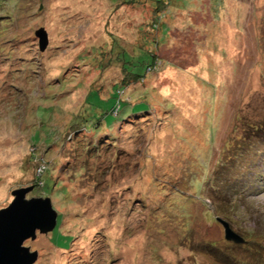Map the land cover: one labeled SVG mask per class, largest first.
Wrapping results in <instances>:
<instances>
[{"label":"rangeland","instance_id":"rangeland-1","mask_svg":"<svg viewBox=\"0 0 264 264\" xmlns=\"http://www.w3.org/2000/svg\"><path fill=\"white\" fill-rule=\"evenodd\" d=\"M155 1L0 0V209L58 212L35 264H264V0Z\"/></svg>","mask_w":264,"mask_h":264},{"label":"water","instance_id":"water-1","mask_svg":"<svg viewBox=\"0 0 264 264\" xmlns=\"http://www.w3.org/2000/svg\"><path fill=\"white\" fill-rule=\"evenodd\" d=\"M43 50L48 42L47 32L40 28L35 32ZM33 186L13 190L12 202L0 209V264H35L39 258L37 250L25 245L28 240H35L38 234L52 232L58 223V212L53 207L50 197H33L27 194ZM224 228V236L235 243H244L245 239L236 233L230 224L216 218Z\"/></svg>","mask_w":264,"mask_h":264},{"label":"trees","instance_id":"trees-1","mask_svg":"<svg viewBox=\"0 0 264 264\" xmlns=\"http://www.w3.org/2000/svg\"><path fill=\"white\" fill-rule=\"evenodd\" d=\"M157 2L158 3H161L160 5H157L156 7H155V10H156V12H155V14L156 15H159V14H161V10H163V9H165V4H162V2L161 1H158L157 0ZM156 1H155V3H157ZM159 9H161V10H159ZM154 22H156V21H153L152 22V27H154L156 30H158L159 28H158V26H156L155 25V23ZM142 53V52H141ZM130 55V54H129ZM140 55V54H139ZM133 55L131 54L130 55V60L131 61H129V62H122V70H123V73H124V78L122 79L124 82H122L120 85H116L115 87H114V89H116V87H120V89H118V93H119V98L116 100V102H115V104H114V106L107 112V113H111L112 115H114V116H119V115H121L122 114V112H124L123 113V118H125L126 116H128L129 117V115H130V113H132V109L134 108V107H136V106H134V105H132V108H130L129 109V106H131V101H129V99L126 101V99H124V98H122V97H120V95L122 94V93H126L127 91H125V89H128V87H125V86H129L130 85V87L131 86H133L134 84L131 82V79H132V75H133V72L131 71L132 70V67L134 66H132V61H133ZM156 60H158V58H157V55H155L154 53H152V54H150V60H148V62H147V64H146V68H147V66L149 65V66H153L154 64H155V62H156ZM127 63V64H126ZM150 68H152V67H150ZM154 68V67H153ZM138 76H141V75H138ZM114 86V85H113ZM116 92V91H115ZM114 92V93H115ZM123 102H126L128 105H127V107H126V109L124 110V108H123V105H122V103ZM140 102H138V103H136V105L137 104H139ZM123 109V110H122ZM36 186V185H35ZM44 187V186H43ZM42 187V188H43ZM226 211V212H225ZM224 212H225V214H226V216L228 215V212H232V210L230 209V210H228V208H226V210L224 209ZM217 218V217H216ZM229 223V222H228ZM246 241V240H245ZM245 243V242H244ZM242 244V243H241ZM223 245H225V246H223ZM221 244V242H213V247L215 248V250L217 251L216 252V255L217 256H220L219 258H221V250H223V252L225 253L224 255H225V260H226V263H228V261H231L232 262V264H235V260H242L241 259V257H236L237 255H235L234 254V256L235 257H231L230 256V254H232V253H230V250H232L231 249V247H229L230 245H233V243H230V242H228V243H226V244ZM239 264H244V263H242V262H240Z\"/></svg>","mask_w":264,"mask_h":264}]
</instances>
